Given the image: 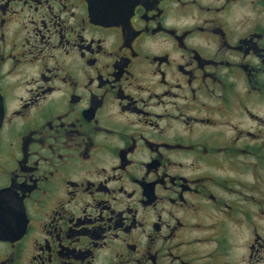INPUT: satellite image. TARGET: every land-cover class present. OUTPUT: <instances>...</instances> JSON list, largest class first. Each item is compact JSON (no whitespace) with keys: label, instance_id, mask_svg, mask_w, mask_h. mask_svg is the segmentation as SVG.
<instances>
[{"label":"flooded vegetation","instance_id":"1","mask_svg":"<svg viewBox=\"0 0 264 264\" xmlns=\"http://www.w3.org/2000/svg\"><path fill=\"white\" fill-rule=\"evenodd\" d=\"M0 264H264V0H0Z\"/></svg>","mask_w":264,"mask_h":264}]
</instances>
